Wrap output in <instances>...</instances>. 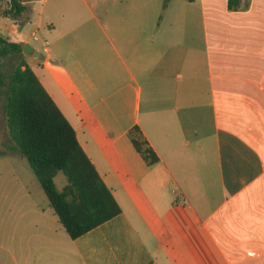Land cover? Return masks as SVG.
<instances>
[{"label":"crops","instance_id":"obj_1","mask_svg":"<svg viewBox=\"0 0 264 264\" xmlns=\"http://www.w3.org/2000/svg\"><path fill=\"white\" fill-rule=\"evenodd\" d=\"M10 1L0 36L41 54L121 213L73 239L0 131V264H264V0H21L17 19Z\"/></svg>","mask_w":264,"mask_h":264},{"label":"trees","instance_id":"obj_2","mask_svg":"<svg viewBox=\"0 0 264 264\" xmlns=\"http://www.w3.org/2000/svg\"><path fill=\"white\" fill-rule=\"evenodd\" d=\"M242 1L228 0L229 9L240 10ZM26 10L21 0H11L4 14L17 19ZM15 57L18 62L9 71L8 62ZM5 88L4 113L12 146L27 160L68 234L77 239L118 216L121 208L113 193L79 143L75 129L27 64L23 45L0 36V103ZM134 132L137 151L149 164L156 163L159 158L154 150L138 128ZM59 173L67 181L62 190L55 180Z\"/></svg>","mask_w":264,"mask_h":264},{"label":"rangeland","instance_id":"obj_3","mask_svg":"<svg viewBox=\"0 0 264 264\" xmlns=\"http://www.w3.org/2000/svg\"><path fill=\"white\" fill-rule=\"evenodd\" d=\"M39 36H41L40 33H39ZM17 62H18V59L16 57L11 59L8 62V70L11 71L15 67ZM5 94H6V88L4 89V94L2 97V101L0 103V131H2V132L6 131V137L9 138L7 128H6L5 113H4ZM8 138L6 139V142L11 143L10 139H8ZM8 169L9 168L5 164V161L1 160L0 161V179H3L7 175ZM26 170H27V177H28V190H29V192H31L36 197V199L38 200L39 203H42V204L45 203L46 204L47 202H49V199H48L41 183L39 182L38 178L36 177V175L34 174V172L32 171V169L30 168L29 165H27ZM55 180H56V183H57L58 188L60 190H62L67 183L66 177L63 173H59L56 176ZM3 187L4 186L2 184H0V189Z\"/></svg>","mask_w":264,"mask_h":264},{"label":"water","instance_id":"obj_4","mask_svg":"<svg viewBox=\"0 0 264 264\" xmlns=\"http://www.w3.org/2000/svg\"><path fill=\"white\" fill-rule=\"evenodd\" d=\"M23 54L25 55H38V56H41V54H39L38 51H35L33 46L31 44H25L24 47H23Z\"/></svg>","mask_w":264,"mask_h":264},{"label":"built area","instance_id":"obj_5","mask_svg":"<svg viewBox=\"0 0 264 264\" xmlns=\"http://www.w3.org/2000/svg\"><path fill=\"white\" fill-rule=\"evenodd\" d=\"M33 38H34L35 41H39L40 40V38L36 34L33 36ZM44 43H45L46 46L49 45V42L46 41V40L44 41Z\"/></svg>","mask_w":264,"mask_h":264}]
</instances>
